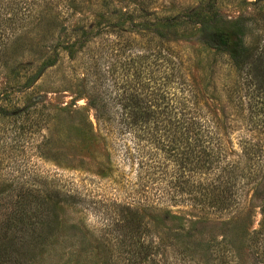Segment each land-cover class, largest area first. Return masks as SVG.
<instances>
[{
    "label": "rangeland",
    "instance_id": "obj_1",
    "mask_svg": "<svg viewBox=\"0 0 264 264\" xmlns=\"http://www.w3.org/2000/svg\"><path fill=\"white\" fill-rule=\"evenodd\" d=\"M214 13L264 46V0H0V264H264V117L204 41ZM167 89L217 133L212 169L234 166L216 203L178 170L177 128L148 167L132 156L154 137L122 122L127 98Z\"/></svg>",
    "mask_w": 264,
    "mask_h": 264
},
{
    "label": "trees",
    "instance_id": "obj_2",
    "mask_svg": "<svg viewBox=\"0 0 264 264\" xmlns=\"http://www.w3.org/2000/svg\"><path fill=\"white\" fill-rule=\"evenodd\" d=\"M69 1L72 5L76 2V0ZM211 18V28L203 33L204 41L215 50L228 55L237 78H239L235 91H242L241 97L244 98L243 102L246 103L250 116H253L252 119L257 116L259 120V117H264V46L259 47L257 43L255 44V42L250 40L244 17L226 19L214 13ZM166 65L167 62L165 61V71L167 70ZM168 76L170 74L165 75L167 78ZM166 92L157 98L158 101L160 98V103L163 104V107H154L153 105L151 107V102L144 95L141 96L135 92L131 93L127 98L125 108H129L122 112V122L129 125V127H134L137 131H141L143 137L146 132L150 137H154L151 138L153 139L151 150H145L144 146H138L139 144L136 141H131L133 154L131 150H128L129 154L137 157L139 169L148 167L146 154L149 153L150 156H147V158L151 157V160L157 157L153 154L162 152V136L176 140V136L170 133L174 127L177 128L178 139L181 142V146L177 149V155L180 157L177 163L178 170L185 169L186 165L190 164L191 170L199 176V180L195 182L199 190V193L195 194V200L198 203L203 201V199L207 200L208 204L216 203L219 199L213 200L214 195H212V191L209 188H218L220 193H225L223 196L225 197L233 185L231 179H229L230 172L228 170H231V168L233 170L234 166L230 163L224 167L215 166L216 169H212V163L218 165L219 160H221L216 152V149L220 146L219 144H221L217 133L206 129L207 127L203 125L204 120L201 117L199 123L191 109L185 111L187 106L185 95L175 96L174 100L177 103V107L173 110V107L169 106L168 103L173 101L174 94L168 92V89ZM155 103L158 104V102H153V104ZM107 129L109 134L112 133V129ZM164 129L167 132L169 131L168 135L163 134L162 130ZM140 140L142 139H138V141ZM194 142H197V144L192 145ZM244 148L248 149L245 145ZM214 155L217 158H213L212 156ZM159 159L160 157H158L157 161L154 159L157 164L154 168L162 173ZM219 171H223L226 178H219L221 176L218 174L220 173ZM210 172L218 175L213 180L210 178L205 181L204 176ZM183 173L180 171L181 176ZM209 180L210 182H208ZM231 194L232 192L230 191L229 195ZM261 210L264 215V194L262 195ZM261 226H264V218Z\"/></svg>",
    "mask_w": 264,
    "mask_h": 264
}]
</instances>
